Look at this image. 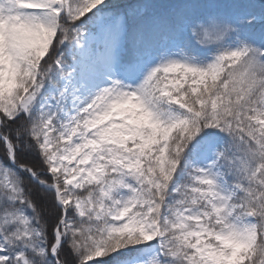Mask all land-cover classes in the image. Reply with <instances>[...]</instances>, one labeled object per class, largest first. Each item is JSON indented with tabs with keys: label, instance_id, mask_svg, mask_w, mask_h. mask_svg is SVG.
<instances>
[{
	"label": "snow or ice",
	"instance_id": "snow-or-ice-1",
	"mask_svg": "<svg viewBox=\"0 0 264 264\" xmlns=\"http://www.w3.org/2000/svg\"><path fill=\"white\" fill-rule=\"evenodd\" d=\"M90 262L264 264V0H0V264Z\"/></svg>",
	"mask_w": 264,
	"mask_h": 264
},
{
	"label": "rangeland",
	"instance_id": "rangeland-1",
	"mask_svg": "<svg viewBox=\"0 0 264 264\" xmlns=\"http://www.w3.org/2000/svg\"><path fill=\"white\" fill-rule=\"evenodd\" d=\"M97 259H103V258H97ZM90 264H94V262H90Z\"/></svg>",
	"mask_w": 264,
	"mask_h": 264
}]
</instances>
